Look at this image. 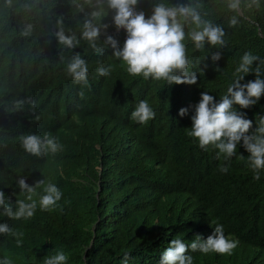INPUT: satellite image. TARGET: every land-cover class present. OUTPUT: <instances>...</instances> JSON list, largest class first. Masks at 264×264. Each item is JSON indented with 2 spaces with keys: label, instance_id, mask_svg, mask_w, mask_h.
<instances>
[{
  "label": "trees",
  "instance_id": "trees-1",
  "mask_svg": "<svg viewBox=\"0 0 264 264\" xmlns=\"http://www.w3.org/2000/svg\"><path fill=\"white\" fill-rule=\"evenodd\" d=\"M156 2L138 0L135 8L147 18ZM167 2L175 6L188 0ZM193 2L202 5L205 19L224 29L226 44H205L199 51L186 40L197 81L168 84L130 75L110 47L100 55L83 40L74 49L59 45L54 33L60 27L80 38L85 14L75 5L83 0H0V190L13 205L26 195L16 184L19 177L30 186L44 179L62 191L56 206L41 211L38 205L28 220H12L0 209V223L24 233L19 247L10 234H0V259L43 264L46 256L63 250L66 264H122L128 252V264H158L172 239L190 245L222 224L238 246L231 255L189 249L193 264H264V171L253 179L242 142L227 160L222 154L218 158L212 145L200 148L187 135L192 110L178 115L180 108L195 105L201 92L218 101L244 52L256 55L252 67L264 72V0L259 9L245 10L236 27L228 24L233 13L227 0ZM113 15L107 9L101 22L109 27L98 43L112 35L122 47L126 31H117ZM27 24L32 32L23 36ZM217 51L221 58L213 62ZM75 54L88 63L87 86L66 72ZM98 62L112 67L109 76L97 74ZM255 78L249 72L240 83ZM140 100L155 112L144 124L130 118ZM233 108L253 121L251 133L264 116V95L249 108ZM34 129L57 137L63 150L42 157L26 153L19 137L39 134ZM222 166L228 167L226 173ZM41 193L37 189L33 197L37 202Z\"/></svg>",
  "mask_w": 264,
  "mask_h": 264
},
{
  "label": "clouds",
  "instance_id": "clouds-1",
  "mask_svg": "<svg viewBox=\"0 0 264 264\" xmlns=\"http://www.w3.org/2000/svg\"><path fill=\"white\" fill-rule=\"evenodd\" d=\"M137 4L138 0H83V3L75 5L79 12L85 14L80 38H77L75 32L66 34L63 27L58 28L54 36L58 44L66 49H74L81 40L87 42L89 48L100 55L110 47L112 56L123 61L127 72L132 76H142L145 80H163L168 84H195L197 75L196 71L190 69L191 61L187 55L185 41H190L194 49L199 51L205 50V44L223 47L226 44L224 29L205 19L200 11L202 5L199 2L194 3L193 0L175 6L170 5L167 0H157L147 18L143 11L136 10ZM85 6L89 11L85 12ZM226 7L233 13L228 24L230 27H236L245 10L260 8V0H227ZM107 9L114 10L112 22L117 31H126L122 47L112 35H106L104 41L98 43L102 32L106 33L109 27L101 22ZM31 32L32 25L27 24L21 34L28 36ZM220 58L218 51L211 55L213 62ZM258 59L250 51L244 52L235 69L233 81L218 101L208 92H201L195 105L190 104L178 111V115L183 117L188 114L189 109L192 110V123L187 135L196 139L202 149L206 150L209 145L214 146L218 149V158L221 154L226 160L233 157L237 152V145L242 142L249 153L247 162L255 180H259L261 172L264 171V116L256 121V127L250 133L253 121L245 118L246 114L235 110L233 105L249 108L264 95V79H261L264 72L259 65L252 67L253 62ZM260 63L264 64V60ZM96 71L100 76H109L112 67L100 66L98 62ZM199 71L203 73V69ZM66 72L74 82L88 85V63L80 54L68 59ZM249 72H254L256 78L241 84L240 81ZM154 117L155 112L147 100H140L130 114L133 121L141 124ZM38 131L42 135L28 133L19 137L21 147L26 153L42 157L63 150V145L57 137L43 130ZM220 171L226 173L228 167L222 166ZM16 184L20 192L26 195L23 199H16L14 205L8 203L5 193L0 190V209L4 216L12 220H28L34 216L38 205L41 211L50 210L62 198V191L44 179L30 186L23 177H19ZM37 189H42L38 202L33 198L37 195ZM0 234H10L15 238L18 247L22 244L24 233L12 229L7 223H0ZM238 243V240L225 235L222 224H216L211 235L203 240L196 236L190 245L180 238L172 239L161 253L158 264H193V257L188 254L189 249L203 254L214 252L231 255ZM129 259L130 253L125 252L122 264H128ZM67 260L68 256L63 250H56L54 254L45 257L43 264H66ZM0 264H12V261L5 256L0 259Z\"/></svg>",
  "mask_w": 264,
  "mask_h": 264
}]
</instances>
